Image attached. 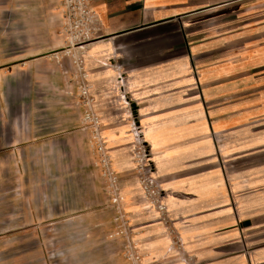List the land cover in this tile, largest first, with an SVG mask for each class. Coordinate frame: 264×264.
I'll use <instances>...</instances> for the list:
<instances>
[{
	"label": "rangeland",
	"instance_id": "rangeland-1",
	"mask_svg": "<svg viewBox=\"0 0 264 264\" xmlns=\"http://www.w3.org/2000/svg\"><path fill=\"white\" fill-rule=\"evenodd\" d=\"M80 19L66 0H0V264H195L186 193L163 180L131 93L81 47Z\"/></svg>",
	"mask_w": 264,
	"mask_h": 264
},
{
	"label": "crops",
	"instance_id": "crops-1",
	"mask_svg": "<svg viewBox=\"0 0 264 264\" xmlns=\"http://www.w3.org/2000/svg\"><path fill=\"white\" fill-rule=\"evenodd\" d=\"M92 8L81 47L111 70L113 90L131 93L163 180L186 193L175 213L192 220L178 232L195 264H264V0Z\"/></svg>",
	"mask_w": 264,
	"mask_h": 264
},
{
	"label": "built area",
	"instance_id": "built-area-1",
	"mask_svg": "<svg viewBox=\"0 0 264 264\" xmlns=\"http://www.w3.org/2000/svg\"><path fill=\"white\" fill-rule=\"evenodd\" d=\"M68 13L70 16L79 15L81 25L84 29H82L81 35L83 38H86L84 41L89 40L90 35H92L95 31V22H96V13L92 8V0H66ZM94 25L92 27L91 25ZM82 94L87 98L88 102H92L93 99L90 97V86L86 79V76H83V87ZM89 119L94 124L95 129V138L97 139V149L99 152H104V144L100 138V117L95 113L89 115Z\"/></svg>",
	"mask_w": 264,
	"mask_h": 264
},
{
	"label": "bare ground",
	"instance_id": "bare-ground-1",
	"mask_svg": "<svg viewBox=\"0 0 264 264\" xmlns=\"http://www.w3.org/2000/svg\"><path fill=\"white\" fill-rule=\"evenodd\" d=\"M71 41H74V38H72Z\"/></svg>",
	"mask_w": 264,
	"mask_h": 264
}]
</instances>
